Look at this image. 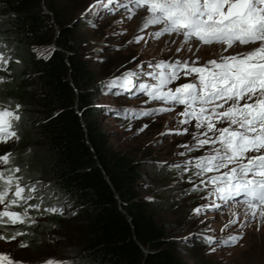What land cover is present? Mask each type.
<instances>
[{"label":"snow or ice","instance_id":"1","mask_svg":"<svg viewBox=\"0 0 264 264\" xmlns=\"http://www.w3.org/2000/svg\"><path fill=\"white\" fill-rule=\"evenodd\" d=\"M105 10L110 14L122 10L128 21L142 12L139 31L158 27L151 32L150 39L158 40L164 35L183 37L182 44H189L187 50L193 55L199 47L194 52L190 42L222 46L218 59L203 64L198 56L193 60H161L150 62L147 65L150 70L144 71L145 65L140 63L137 70H126L109 79L105 87L126 90L130 98L143 94L147 97L145 105L150 102L167 105L143 111L124 108L121 110L124 119L139 120L175 112L180 107L176 123L181 128L168 129L160 135H187L189 130L184 125L196 129L191 134L194 143L178 145L186 150L180 156L187 158L182 165H171L190 173L186 182L192 192L202 193L200 198L207 201L192 209L194 215L225 213L240 206L220 231L232 226L244 228L254 222L264 225V0H93L86 9L97 18ZM144 40L143 35H137L127 43L139 44ZM238 46L248 50L223 55ZM183 50L178 47L176 53ZM14 64H21L17 49L9 30L0 27V73H4L0 75V85L12 83ZM181 79L186 82L178 83ZM173 84L175 87H171ZM133 88L137 91L133 92ZM21 107L19 103L0 100V145L20 141ZM147 127L144 124L139 131ZM202 150L201 155H189ZM55 196L48 183L26 178L10 147L0 151V240L11 242L28 234L12 231L5 236L3 233L9 227H31L45 214L64 216L65 206L54 201ZM71 214L76 215L74 211ZM242 238L237 233L219 243L232 246ZM203 239L210 245L217 243L212 235ZM19 246L28 245L21 242ZM0 264L23 262L0 253ZM44 264L68 262L49 258Z\"/></svg>","mask_w":264,"mask_h":264},{"label":"trees","instance_id":"2","mask_svg":"<svg viewBox=\"0 0 264 264\" xmlns=\"http://www.w3.org/2000/svg\"><path fill=\"white\" fill-rule=\"evenodd\" d=\"M67 16L60 0H0V27L9 30L21 60L11 66L12 83L0 85V100L22 106L13 151L26 178L48 183L54 201L65 206L64 216L45 214L31 227H9L5 236L28 234L8 243L37 251L49 232L72 221L79 240L66 251L69 264H206L189 250L191 238L172 234L179 222L158 215L178 201L147 198L144 170L151 166L116 149L97 120L94 95L102 83L80 55L77 28ZM39 46L50 50L39 55Z\"/></svg>","mask_w":264,"mask_h":264},{"label":"rangeland","instance_id":"3","mask_svg":"<svg viewBox=\"0 0 264 264\" xmlns=\"http://www.w3.org/2000/svg\"><path fill=\"white\" fill-rule=\"evenodd\" d=\"M60 2L67 11V24L77 28L76 39L80 55L91 64L102 83L100 90L94 95V102L98 107L97 120L107 130L111 143L116 149L138 159L141 158L151 166L148 170H144L146 173L144 195L149 199L179 203V207L176 206L171 211L158 212L165 222H179L172 230L175 238L181 236L191 238L194 245L190 246L189 250L194 257L202 258L206 264H264V225L254 222L244 228L232 226L223 232L220 231L223 225L233 218L231 213L236 212L240 206L228 209L225 213L211 212L200 217L192 213L193 208L207 201L200 198L202 193L192 192L191 186L186 182L190 173H185L182 169L171 165L173 163L182 165L183 160L187 158L180 156V152L186 150L178 145L194 143L191 134L196 129L184 125L183 127L189 130L187 135H160L168 129L181 128V125L176 123V112L182 109L177 107L175 112L139 120L124 119L121 111L124 108L143 111L154 107H167V105H162L160 102H150L145 105L143 102L147 97L143 94L130 98V93L126 90L105 87L109 79L121 75L126 70H137V65L140 63H144V71L150 70L147 67L150 62L156 63L161 60H193L198 56L199 62L203 64L208 60L218 59L222 46L190 42L194 52L195 48L199 47V51L193 55L187 50L189 44H182L183 37L164 35L158 40L150 39L151 32L158 30V27L149 28L147 32L139 31L142 12L131 21L124 19L127 14L122 10L117 14H110L105 10L103 16L97 18L95 13L89 14L86 11L93 0H60ZM137 35H143L145 40L139 44L127 43L129 40H134ZM178 47L184 50L177 54ZM49 50L50 46L38 47L37 53L44 55ZM247 50L246 47L238 46L223 55H233ZM133 57L136 59L133 60ZM184 82L186 81L181 79L178 83ZM171 87H175V84ZM132 91L135 92L137 89L133 88ZM144 124L148 127L139 131ZM17 145L18 143L0 145V151L5 147L13 150ZM203 151L192 152L189 155L198 156L203 154ZM152 167L157 170V174H153ZM237 233L243 238L235 245L219 243ZM209 235L215 236L217 243L210 245L201 241L203 237ZM78 240L79 235L72 221H64L57 233L47 234L46 243L37 251L20 247V243L11 244L0 240V253H8L14 261H22L23 264H44L49 258L65 260L69 264L71 255L70 251L68 253L66 251L74 247ZM186 257L191 261L189 256Z\"/></svg>","mask_w":264,"mask_h":264},{"label":"water","instance_id":"4","mask_svg":"<svg viewBox=\"0 0 264 264\" xmlns=\"http://www.w3.org/2000/svg\"><path fill=\"white\" fill-rule=\"evenodd\" d=\"M45 10H47L46 6H45ZM47 11H48V10H47ZM53 47H55V48H59V47L56 45L55 42H53Z\"/></svg>","mask_w":264,"mask_h":264}]
</instances>
